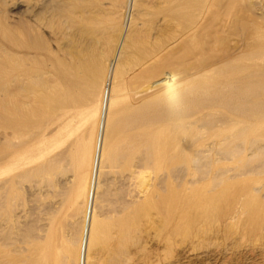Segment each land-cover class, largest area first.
Segmentation results:
<instances>
[{"label":"bare ground","instance_id":"6f19581e","mask_svg":"<svg viewBox=\"0 0 264 264\" xmlns=\"http://www.w3.org/2000/svg\"><path fill=\"white\" fill-rule=\"evenodd\" d=\"M233 1L13 0V8L21 7L17 27L4 22L0 7V174L4 173L0 177V264L19 262L10 248L12 201L15 188L33 173L39 176L42 190L53 193L66 186L61 178L65 175L58 174L74 171L75 196L83 197L81 241L77 247L69 244L57 207L53 205L48 211L47 206L42 226L31 233L28 253L18 259L26 264H98V259L94 260L98 255H94L104 244L98 245L96 238L107 237L111 220L114 229L108 236L125 238L140 208L145 215L149 212L158 182L153 185L150 174L169 169L167 159L178 157L174 155L185 148L187 128L192 131L194 127L192 134L188 132L193 140L204 124L210 125L213 142L217 136L221 140L232 138L235 143L231 147H222L231 155L239 151L242 139L260 151L264 148L258 145L264 141L260 134L264 126V27L254 20L249 26L245 24L239 52L229 55L231 34L222 35L217 28L228 24L223 23V17ZM148 22L161 28L146 38L139 31ZM219 44H226L225 49H216ZM218 60L222 66L208 68ZM215 107L222 113L221 123L233 121V126L226 128L229 134L224 128L211 127L218 121ZM37 117L56 123L50 127L52 131L44 132V141L55 137L56 145H46L40 150L42 160L30 166L37 145L31 138ZM242 130L247 131L243 138L239 137ZM190 141L187 146L193 144ZM118 159L134 160L121 178L130 188L115 209H105L113 172L110 179L106 174ZM255 185L235 190L224 210L213 213L212 207V225L218 230L222 225L239 226V238H264V184ZM76 205L77 201L75 209ZM124 246L115 249L113 245L105 264L126 261ZM262 255L261 262L251 264H264Z\"/></svg>","mask_w":264,"mask_h":264},{"label":"rangeland","instance_id":"374dc122","mask_svg":"<svg viewBox=\"0 0 264 264\" xmlns=\"http://www.w3.org/2000/svg\"><path fill=\"white\" fill-rule=\"evenodd\" d=\"M12 1L13 0H3L0 3V7L3 12L4 22L15 25L17 27L20 25L19 19L21 14V7L13 8L11 6ZM223 18H224L223 23H228V24L223 26L221 25L218 26L217 31H219V33H221L222 35L231 34L229 38L230 43L227 45L229 48L228 53L231 56L232 55L235 56L239 52L241 47V38H242L241 29L244 27V25L247 24V26H249L254 20L253 22L254 24L260 22L259 24H261L262 26L261 25L258 26L264 27V0H234L231 3V6L229 7L228 11L225 13ZM241 18L243 19V21H245L247 18L245 23L242 21ZM147 24H145L144 27L140 29V31L142 30V32L139 31L141 36L144 35L146 38L148 36L150 37L151 34H152L151 36H153L154 32L156 33V31H159L155 29L161 28V26H158L156 22H148ZM117 27L118 25H116L112 29V31L114 30L113 33H111L113 37L116 35L115 33L117 31ZM233 34H237L236 35L237 37ZM222 45L219 44V46H217L216 49L218 48L219 50L225 49L224 46H226V44L223 45V47ZM222 64L223 62L218 60L214 62L212 65H209L208 68L217 69L220 66H222ZM215 108L216 109L213 110H215V116L217 117L218 121H215L213 124L214 126L211 125V127H215L217 129L220 128L228 129V127L233 126V121H229L230 123L229 125H227V123L226 124L221 123L220 118L223 119L222 113H220L217 107ZM38 118L40 121L38 120ZM45 118L37 117L36 118L37 120H35L36 121L35 124L38 127L37 128L36 126L34 127V131H35L33 132L34 136L32 135L31 138L34 137L33 141H37L36 143L37 145L34 146L35 148L34 153L32 157H30V161H31L29 162L30 166L35 165L42 160L43 156H41L42 154L40 153L41 152L40 150L43 151L46 145L48 144L56 145V141H54L55 137L53 139L50 140L47 139L44 141V135L45 134L47 135V132L49 133V131H52L50 127L53 128L56 126L54 125L56 124L54 121H51V119L49 118L46 119ZM42 121H45V123L43 124ZM50 121L53 124L49 126L48 124H51ZM40 123H42L43 125ZM44 126L47 127L45 128ZM203 126L205 127H201L202 130L201 133L195 136L194 138L196 139L194 140L192 139V136L189 135L192 134L194 127L192 128V131L190 127H189L190 129L187 128V131H185L183 138L187 140V141L184 140L183 142V144H185L184 145L185 148L182 150L181 153H179V155L178 153L174 155L178 157H171L170 159L169 158L167 159L166 165L169 168L167 169V171L166 169L160 171L156 169L155 170L156 172L154 170L153 172H151L150 175L152 177L153 185L156 181L158 182H156V184L154 185L155 189L153 190L154 197L152 196L153 197L152 198L153 201L151 202L152 205L148 210L149 212L146 211V213L147 214L149 213V215L147 214L145 215V211H143L142 208H140V212L136 216L137 218L136 217L135 219L133 218L130 222V226L132 225V227H130L128 233L124 235L125 238L122 239L119 238L120 236L110 237L112 235L109 233L112 229H114V225L110 223L112 220L111 221L109 220L110 221L109 226L111 225L112 226L110 227L111 229L109 228V226H107V230H106L107 237L96 238V243L98 245L104 244V246L102 245V249L101 248L99 249L101 251L99 250L97 251L98 254L95 253H94L95 255L93 254L94 257L95 256L97 257L98 255V257L94 259L95 262L98 259L97 261L98 264L99 263L101 264V262L105 264L109 256H111L110 252L113 250L112 248L115 247V249H117V247L124 245H126L127 248L125 246L123 248L125 249L123 254L126 257V261L124 260L122 261L123 264L125 263L126 264H251L252 261H254V263L261 262L263 256L262 254H264V249L262 248V245H264L263 237L262 238H260L261 236L247 237L248 236L247 235L245 236V238L242 237L243 239L239 238L240 234H238L239 233L238 231L240 227L237 226L236 227L238 229L237 230L236 228H234L236 225L234 226L230 225V227L228 225L227 226L222 225V227H219L218 230V228L214 224L212 225L213 222L211 221L212 219H210L211 218L210 213L213 211L212 210L213 208H214L213 213L216 212L217 210L219 211L224 210L226 206H228L227 205L228 202L232 201L233 198L231 197V195L233 196L235 190H237L236 191L237 193L239 191L238 189L245 188L246 186H250V184L251 186L254 184H256L255 186H259L258 184L261 185V183L264 184V148L262 147L263 149L260 151V149L259 148L257 149L256 146L254 148V144L252 146L248 143L249 141L247 140L244 141L242 139L241 142L238 141L239 142L238 145L241 146L238 148H240L241 150L239 149V151L233 152L232 155L228 154L225 152L226 147L228 145H229L228 147H231L233 143H235V141L229 137L228 139L225 140H221L220 139L221 136H217L216 138L213 137L215 141L219 140L217 141V143L218 142L220 143L217 144L215 141L213 142L209 136L210 125L206 126L204 124ZM43 127L44 129H42ZM262 128L263 130L260 128V131H262L260 132V134L262 133L261 135H264V126ZM39 129L40 131H38ZM227 129L224 131V133L229 134V131ZM0 130H2V128H0ZM45 131L47 132L44 133ZM246 134L247 131L242 130V132H240L239 134V137L243 138L244 136H246ZM41 137L43 138V140H40ZM187 138H189V140ZM190 140H192L193 144L191 143L187 146L188 144L187 142H191ZM38 141L40 142L42 141V142L39 143ZM260 142H258V145H264V141L260 140ZM38 143L40 144V146ZM223 146H226L224 150H223L224 148ZM59 148L57 147V150ZM189 153L191 154L190 156H188ZM2 155L3 154L1 153L0 157ZM34 157L36 158V161L34 160ZM131 161L132 162H128L124 159H118L112 164L111 170L107 172L106 177L108 176L107 177L108 179H110L109 177L112 176L109 184L113 188V191L108 184L107 186L108 192L106 194L107 201L104 206L105 209H111V210L115 209V207L119 205L120 197L121 196L123 197L126 194L125 192L127 191V188H130V186L126 188L127 183H124V181H122L121 178L122 176L128 173V168H132L131 164L134 163V160L131 159ZM120 163H122L121 164L122 166L120 165ZM117 164L120 165V167ZM170 168H172V170ZM252 169L253 170L255 169L254 172ZM117 171H119V174H117ZM122 171L124 172V174L122 173ZM158 172L160 175H158ZM110 173H112L111 176H109ZM121 173L122 175L119 176ZM2 174L4 175V173ZM2 174H0V177L3 176ZM72 174L74 175V171L69 169L65 172L58 174L60 176L65 175L61 178L62 180L66 181V186L65 184H63L62 187L56 188L55 192L53 193H51L52 191L51 189L42 190L43 188L39 184V176L36 173L29 175V177L23 180L21 184L15 188L14 191L16 192V196L12 201L13 202L12 219H13L14 231H12V239H11L12 241L10 244V248L12 250V257L19 261V262L17 261L18 262L17 264H26L25 261L19 260L18 258L23 259L28 253L27 248L29 246V242H30L29 239L31 238V233L34 231L36 232V229L42 226L40 224H43L42 223L44 222L43 217L45 216V214L43 215L42 213H44L45 211H46L45 213H47L52 208L53 205L57 207L56 210L57 217L61 219L64 228H66L65 232L67 233L66 237L69 244H72L73 247L74 246L77 247L80 245V241H81L80 235H82L80 234L81 215H82L81 203L83 201V197L80 196L81 197L80 200V197L77 198L75 196L76 192H74V190L76 191V186L73 184V182L76 180L75 179L72 180V178H75ZM162 176H165V178ZM166 177L168 178V180L166 179ZM66 178L68 179L70 178L69 183L66 180ZM157 178L159 180H157ZM161 179L162 180L164 179V181H162ZM24 183L26 184L27 187L25 186ZM72 185L75 187L73 188V190H72ZM20 186L21 187L24 186V187L21 189ZM66 187L67 189H65ZM17 189H19L20 192L19 191L17 192ZM69 189L72 191H70ZM42 193L43 194L46 193V194L43 196L41 195ZM47 193L49 194V196ZM54 193L56 196L54 195ZM75 201H77L76 209L74 208ZM109 201L111 203H109ZM113 203L114 205H112ZM43 205L45 206L42 207ZM210 205H212L211 208L209 207ZM47 206L49 207L47 208L48 211L46 210ZM208 207L210 210L208 209ZM216 207H218V209H216ZM26 211L28 212L26 213ZM19 214L21 216H19ZM25 214L27 215L25 216ZM143 215H145V217ZM150 217L151 220L149 219ZM134 222L136 225L134 224ZM22 224L24 225V227ZM145 225L147 226V228H145L146 227ZM133 226H135L134 229ZM20 227H21L20 229L21 231L19 230ZM30 229L31 232L29 234ZM128 236H132V237H128ZM105 238L107 240L109 239L108 240L109 242L106 241ZM111 238H113L114 240ZM115 238L120 240L119 241L117 239L115 240ZM133 240L135 241L133 242ZM233 241H237V242H233ZM130 242H132V244ZM18 243H21L22 247H20V244ZM107 243L110 245V247ZM22 244H25V246ZM103 251L104 253H101ZM23 252L24 254H22ZM122 262H120V264H122Z\"/></svg>","mask_w":264,"mask_h":264}]
</instances>
